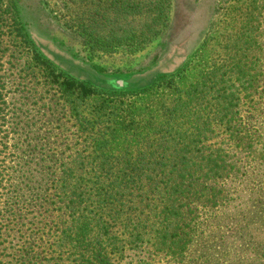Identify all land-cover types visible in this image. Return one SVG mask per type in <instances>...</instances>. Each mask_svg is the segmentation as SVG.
Here are the masks:
<instances>
[{
  "label": "rangeland",
  "instance_id": "374dc122",
  "mask_svg": "<svg viewBox=\"0 0 264 264\" xmlns=\"http://www.w3.org/2000/svg\"><path fill=\"white\" fill-rule=\"evenodd\" d=\"M127 1L0 0V264H82L85 239L70 234L54 188L73 162L86 197L132 162L175 167L197 191L209 182L182 208V252L153 245L150 228V241L130 243L122 223L110 225L123 241L112 235L108 264H264V0H137L115 20L126 34L115 46L102 14ZM92 14L100 43L114 47L85 43ZM144 23L158 30L147 43ZM133 30L139 39L127 38ZM68 77L92 89L66 88ZM152 212L143 201L134 215ZM66 230L77 262L58 246ZM60 250L65 260H52Z\"/></svg>",
  "mask_w": 264,
  "mask_h": 264
},
{
  "label": "trees",
  "instance_id": "16d2710c",
  "mask_svg": "<svg viewBox=\"0 0 264 264\" xmlns=\"http://www.w3.org/2000/svg\"><path fill=\"white\" fill-rule=\"evenodd\" d=\"M124 3L125 4L123 5H113L115 12L112 13L115 17L109 12H104L102 14L106 21L105 25H108L109 27L108 34H106L105 37L112 38L115 36V39L117 40L115 46L120 44L122 40L126 38L125 33H119L117 31L120 26H118V24L115 25V20L117 19L118 23L121 22L122 18L125 19L129 12L134 15L136 12L135 9L138 11L141 4L137 0H132V2L128 0ZM120 17L122 18L119 19ZM159 17H161V20L159 21H162V26H166V16L161 14ZM96 20V16L92 14L88 18L90 24L85 26V28L83 27L84 24H81L80 26V35L83 36L84 39H87L85 43L91 49H97L98 47H114L100 43L101 39L98 37L99 34L96 30ZM142 26H144V29L142 33L140 32L141 38L147 43L151 38L155 37L158 30L154 27H150V29H148V31L146 30L144 33L148 24L144 23ZM124 30H126V28L122 26V31ZM140 34H136L133 30L132 35L127 36V38L139 39ZM67 62L71 64L70 59ZM52 71L53 73H56L55 75H58L61 78L65 77L64 74L57 73L54 68ZM63 84L66 88L72 90H75V87L79 85L77 87H80L82 92L85 89H92L88 88V86L82 82L77 84L76 79L71 77L66 78ZM128 115H130V110L127 108H120L119 112H117V116H124V118L129 119V123H131L132 119L128 118ZM177 142L178 141H175L174 144ZM80 166L81 164L78 162L61 166V179L55 182L54 188L60 190V194L63 193V195L61 194L59 197V207L61 209H66L65 211L72 220V224L69 227L70 234L75 235L77 238L85 239L82 248L86 254L85 258H81L82 264H108L110 255L113 254V248H111L109 242V240L113 238L112 235H115L123 241V238L117 234L116 230L113 231L110 225L122 223L134 231L130 233L131 235L127 234V238H133H130V243L150 241V239H144L147 232L143 231L144 229L150 228L154 229L155 232L153 239H151L153 241L150 242L156 247L167 251H173V253H180L185 247H187L186 239L182 236L183 233L179 231L176 232V229L185 221V214H187V211L182 210V208L188 207L190 198H199L201 196L199 191L207 189L206 185H208V181L201 182L205 184V187L198 189L197 191L194 190V184L192 181L186 180L183 182L174 177L172 171L175 167H172L170 172H165V174H169L165 179V174H162L160 167L155 166L151 168L150 165L141 167V165L132 162V164L119 166L113 171V178L102 181V184L104 185L103 192L98 195V188H96V194H93V196L88 194L86 197V193L83 192L85 183L82 184L78 180L74 184L71 182L70 173L78 170ZM101 167L105 169L103 165ZM137 170L151 172L145 178L133 177L129 174V172ZM210 183H212V185L208 188L211 192L218 182ZM143 201L146 203V206L153 209V215L152 213H149L144 216L135 217V207L141 206ZM118 206H127L130 208L132 210L130 216H128L123 210L116 209ZM86 209H89L91 212L86 214V212H84ZM105 217H109V219H106ZM109 220L113 222H110ZM62 224H65V222ZM108 228L110 229V232H108ZM58 246L60 248H67L65 252L70 253L69 257L73 255V260L76 262L79 257H82L80 250L79 253L72 251L74 248H80V245L74 243L70 246V243L67 241V230L64 232ZM56 253L57 256H51L52 260H65L64 253L61 250ZM52 260H48V263ZM33 264H37V262H33ZM40 264H44V262L41 261Z\"/></svg>",
  "mask_w": 264,
  "mask_h": 264
}]
</instances>
